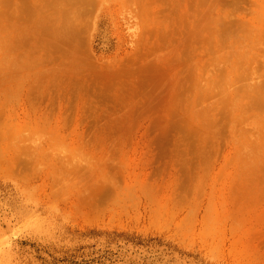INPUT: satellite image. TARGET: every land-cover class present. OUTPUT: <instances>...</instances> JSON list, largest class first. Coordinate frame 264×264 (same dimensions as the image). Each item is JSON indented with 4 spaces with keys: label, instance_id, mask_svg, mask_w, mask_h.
I'll use <instances>...</instances> for the list:
<instances>
[{
    "label": "rangeland",
    "instance_id": "374dc122",
    "mask_svg": "<svg viewBox=\"0 0 264 264\" xmlns=\"http://www.w3.org/2000/svg\"><path fill=\"white\" fill-rule=\"evenodd\" d=\"M0 264H264V0H0Z\"/></svg>",
    "mask_w": 264,
    "mask_h": 264
}]
</instances>
